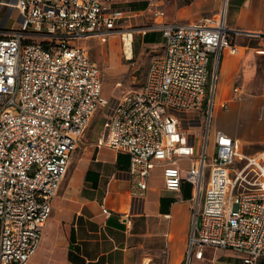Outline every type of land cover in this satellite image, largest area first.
Here are the masks:
<instances>
[{
  "label": "built area",
  "instance_id": "2783aa9c",
  "mask_svg": "<svg viewBox=\"0 0 264 264\" xmlns=\"http://www.w3.org/2000/svg\"><path fill=\"white\" fill-rule=\"evenodd\" d=\"M115 1L5 0L15 23L0 28V264H27L33 255L71 155L99 110L96 144L128 156L135 193L155 166L166 189L190 184L184 264L203 260L207 246L230 249L239 264H264V145L244 153L217 129L207 148L217 62L238 31L225 25L224 9L166 21L153 8L144 29H158L162 47L149 55L138 88L107 98L85 41L118 33L131 58L125 45L132 52L133 29L116 26Z\"/></svg>",
  "mask_w": 264,
  "mask_h": 264
},
{
  "label": "crops",
  "instance_id": "0c3cea01",
  "mask_svg": "<svg viewBox=\"0 0 264 264\" xmlns=\"http://www.w3.org/2000/svg\"><path fill=\"white\" fill-rule=\"evenodd\" d=\"M223 2L225 25L238 32L230 33L231 43L221 50L217 62L208 139L220 129L238 141L241 151L254 153L264 145V0H116L113 6L122 10L117 27L135 26L130 35L137 40L135 55H145L148 63V56L163 45L158 29H144L153 21V8L162 10L166 21H195L217 13ZM8 9L0 0V28L14 26H5ZM114 35L118 33L87 39V50L88 41L104 44ZM101 91L105 96L102 83ZM100 132L101 123L79 139L27 264H184L190 184L166 189L161 167L155 166L146 189L141 195L135 193L128 156L98 146ZM180 163L185 166L187 160ZM203 254V260L192 257L190 264L240 262L224 260L220 248L204 247Z\"/></svg>",
  "mask_w": 264,
  "mask_h": 264
},
{
  "label": "rangeland",
  "instance_id": "374dc122",
  "mask_svg": "<svg viewBox=\"0 0 264 264\" xmlns=\"http://www.w3.org/2000/svg\"><path fill=\"white\" fill-rule=\"evenodd\" d=\"M223 5L224 2L219 11L223 9ZM123 21L124 20H121V22ZM14 23V18L8 17L5 26L9 27ZM150 23H152V19L148 22V24ZM134 27L135 26H131V28L135 29ZM156 40L154 39V41ZM88 43L89 57L97 63L100 69L102 89L107 98L120 97L125 92L136 89L142 83L147 63L145 55L141 57L135 55L134 45H137V40H135V42L132 40L131 42L132 57L130 59H126L122 54V45L119 35L111 36L109 39H106L104 44L99 42L95 43L93 40L88 41ZM102 116L103 111L101 110L94 113L84 130L85 136L92 133L95 128L97 130V127L101 123ZM201 118L203 120L204 116ZM201 129V127H194L190 131H202ZM207 148L211 151V140H208ZM232 253L234 252L230 249L223 248V259L230 263L240 261L239 256L235 253L234 256Z\"/></svg>",
  "mask_w": 264,
  "mask_h": 264
},
{
  "label": "bare ground",
  "instance_id": "6f19581e",
  "mask_svg": "<svg viewBox=\"0 0 264 264\" xmlns=\"http://www.w3.org/2000/svg\"><path fill=\"white\" fill-rule=\"evenodd\" d=\"M130 37V35H129ZM125 52H126V55L129 56L131 53H130V50L128 48V45H125Z\"/></svg>",
  "mask_w": 264,
  "mask_h": 264
},
{
  "label": "water",
  "instance_id": "95a60500",
  "mask_svg": "<svg viewBox=\"0 0 264 264\" xmlns=\"http://www.w3.org/2000/svg\"><path fill=\"white\" fill-rule=\"evenodd\" d=\"M9 10H10V9H8V11H9ZM8 11H7V12H8Z\"/></svg>",
  "mask_w": 264,
  "mask_h": 264
}]
</instances>
